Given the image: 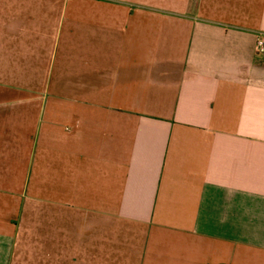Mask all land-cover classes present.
Returning a JSON list of instances; mask_svg holds the SVG:
<instances>
[{"label":"crops","instance_id":"1","mask_svg":"<svg viewBox=\"0 0 264 264\" xmlns=\"http://www.w3.org/2000/svg\"><path fill=\"white\" fill-rule=\"evenodd\" d=\"M264 0H0V264H264Z\"/></svg>","mask_w":264,"mask_h":264},{"label":"built area","instance_id":"2","mask_svg":"<svg viewBox=\"0 0 264 264\" xmlns=\"http://www.w3.org/2000/svg\"><path fill=\"white\" fill-rule=\"evenodd\" d=\"M257 51L259 53H263L264 52V36H260L257 39Z\"/></svg>","mask_w":264,"mask_h":264}]
</instances>
